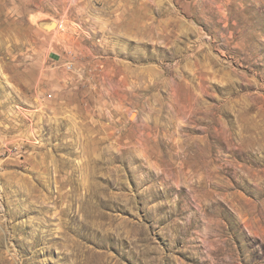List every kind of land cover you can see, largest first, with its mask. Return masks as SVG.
Segmentation results:
<instances>
[{
	"label": "rangeland",
	"instance_id": "obj_1",
	"mask_svg": "<svg viewBox=\"0 0 264 264\" xmlns=\"http://www.w3.org/2000/svg\"><path fill=\"white\" fill-rule=\"evenodd\" d=\"M0 264H264V0H0Z\"/></svg>",
	"mask_w": 264,
	"mask_h": 264
},
{
	"label": "bare ground",
	"instance_id": "obj_2",
	"mask_svg": "<svg viewBox=\"0 0 264 264\" xmlns=\"http://www.w3.org/2000/svg\"><path fill=\"white\" fill-rule=\"evenodd\" d=\"M54 25H55L54 23H51V24L48 26V29L52 28ZM134 117H135V115L132 114V115H131V118H134Z\"/></svg>",
	"mask_w": 264,
	"mask_h": 264
}]
</instances>
